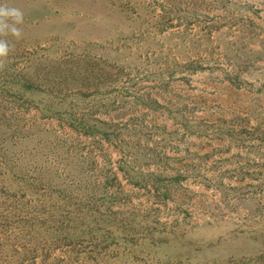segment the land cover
I'll return each instance as SVG.
<instances>
[{
	"label": "rangeland",
	"instance_id": "374dc122",
	"mask_svg": "<svg viewBox=\"0 0 264 264\" xmlns=\"http://www.w3.org/2000/svg\"><path fill=\"white\" fill-rule=\"evenodd\" d=\"M0 4V264H264V0Z\"/></svg>",
	"mask_w": 264,
	"mask_h": 264
},
{
	"label": "clouds",
	"instance_id": "9594fccd",
	"mask_svg": "<svg viewBox=\"0 0 264 264\" xmlns=\"http://www.w3.org/2000/svg\"><path fill=\"white\" fill-rule=\"evenodd\" d=\"M23 22V12L15 7H5L0 4V31L7 30L13 36L19 38L21 33L17 25ZM9 45L0 41V59L9 54Z\"/></svg>",
	"mask_w": 264,
	"mask_h": 264
}]
</instances>
